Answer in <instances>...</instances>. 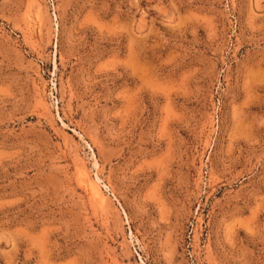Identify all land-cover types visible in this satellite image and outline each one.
I'll return each instance as SVG.
<instances>
[{"label": "rangeland", "instance_id": "rangeland-1", "mask_svg": "<svg viewBox=\"0 0 264 264\" xmlns=\"http://www.w3.org/2000/svg\"><path fill=\"white\" fill-rule=\"evenodd\" d=\"M0 264H264V0H0Z\"/></svg>", "mask_w": 264, "mask_h": 264}, {"label": "bare ground", "instance_id": "bare-ground-1", "mask_svg": "<svg viewBox=\"0 0 264 264\" xmlns=\"http://www.w3.org/2000/svg\"><path fill=\"white\" fill-rule=\"evenodd\" d=\"M94 186H95V185L93 184V187H94ZM93 187H92V188H93ZM97 188H98V187H97ZM97 188L94 187L93 189H94V191H95L96 193H99ZM99 194H100V193H99Z\"/></svg>", "mask_w": 264, "mask_h": 264}]
</instances>
